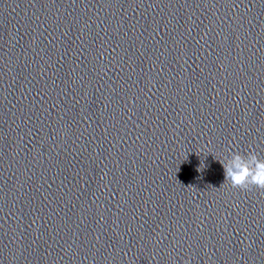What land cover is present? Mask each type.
Returning a JSON list of instances; mask_svg holds the SVG:
<instances>
[{
  "label": "clouds",
  "instance_id": "1",
  "mask_svg": "<svg viewBox=\"0 0 264 264\" xmlns=\"http://www.w3.org/2000/svg\"><path fill=\"white\" fill-rule=\"evenodd\" d=\"M224 169L225 183L240 190L256 188L264 190V158L255 150L245 153L230 150L229 156L218 159Z\"/></svg>",
  "mask_w": 264,
  "mask_h": 264
}]
</instances>
